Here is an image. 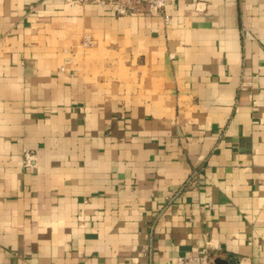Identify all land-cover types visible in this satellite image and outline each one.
Masks as SVG:
<instances>
[{"label": "crops", "instance_id": "obj_1", "mask_svg": "<svg viewBox=\"0 0 264 264\" xmlns=\"http://www.w3.org/2000/svg\"><path fill=\"white\" fill-rule=\"evenodd\" d=\"M164 12L0 0V264H264V0Z\"/></svg>", "mask_w": 264, "mask_h": 264}, {"label": "built area", "instance_id": "obj_2", "mask_svg": "<svg viewBox=\"0 0 264 264\" xmlns=\"http://www.w3.org/2000/svg\"><path fill=\"white\" fill-rule=\"evenodd\" d=\"M102 4L114 7L120 13L147 12L150 14H162L165 22L170 21L168 14L164 12L166 0H97ZM222 252V247L210 242L204 243L196 253H184L177 255L175 264H217L216 259Z\"/></svg>", "mask_w": 264, "mask_h": 264}, {"label": "water", "instance_id": "obj_3", "mask_svg": "<svg viewBox=\"0 0 264 264\" xmlns=\"http://www.w3.org/2000/svg\"><path fill=\"white\" fill-rule=\"evenodd\" d=\"M233 261L234 260L232 258L229 260L230 263H233ZM216 262H217V264H227L226 261H224L223 259H220V258H217Z\"/></svg>", "mask_w": 264, "mask_h": 264}]
</instances>
